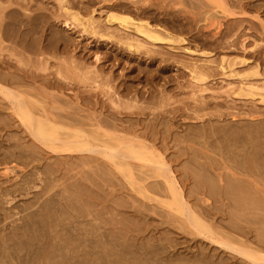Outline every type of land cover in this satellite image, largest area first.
<instances>
[{
    "label": "rangeland",
    "instance_id": "rangeland-1",
    "mask_svg": "<svg viewBox=\"0 0 264 264\" xmlns=\"http://www.w3.org/2000/svg\"><path fill=\"white\" fill-rule=\"evenodd\" d=\"M234 1L238 2V0L237 1L234 0ZM244 1L245 0H243V2ZM248 1H250V0H248ZM255 1L257 2V4H253V5H256L257 8L254 6H252V7L247 6L248 7L247 10L252 15H254L255 13L261 12L262 13V14L260 13L262 15L261 18L264 20V13H263L264 12V3L262 4V2H264V0H261V1H259V0L252 1L251 0V3L252 2L254 3ZM0 2L2 5V6H0L2 8V12H0L1 13L0 14L1 19H4V20L6 19V22L4 21L5 23H2L3 21H1V25L3 24L2 25L3 30H1V28H0V32L1 31L3 32L4 30H5L4 33L7 32L5 34L6 35L5 38H3L4 37L3 34H2L3 37L0 34V63H2V65L1 64L0 65L2 66L1 69H3V70L0 69V80H1L0 84L5 83V85L10 84L9 86H15V87H17L19 85L20 88H24V89H27V86L30 85V86H28L27 90L28 91L31 90L30 93L34 94L32 96L35 99H38L37 95H39L40 100L38 99V101L43 103L46 109L48 108L47 111H48L49 115H52V117L58 116L59 119L61 120L60 123H62V125L64 124V126L66 125V127L69 130L90 129L89 128V127H91V126H89L90 121L92 123L90 125H93L94 119L96 118V120H97V118H99V116H100V119L104 117L103 118L104 120H106V121L111 120L110 121L111 123L118 125V126H116L117 128H114L110 123L105 121L106 124H104L103 127L105 129H107L110 133H116L117 132L118 134L130 136V135L134 134V132L135 133L138 132L137 134L141 139L151 143L161 153H163L165 155V157L169 163V169H171V171L174 173V176L176 177L175 179L176 180L178 179L177 182L179 181L178 184L180 186V189H182L183 195H185V193L186 194L189 193L188 196L185 195L184 197L190 206L194 205L196 207V210L198 207V209H201V211L202 210L210 211L212 205H213L212 208H214L215 211L217 209V212H216L217 214L212 209V211L210 212L211 213L210 218H209L210 220H207V222H209L210 224H213V226L217 227L218 230H222L227 234L233 235V236L237 237L239 240L242 239V240L246 241V243H248V245H253L254 247L255 246L260 247L261 245H264L261 242H260L261 243L260 244L258 242V240H256L257 239L256 237H258L257 235L260 232L259 230H257L258 225L260 227L261 226L264 227V222L262 224L261 222H258L259 220L257 221V219L259 218V216L256 215L257 210H255V209L250 210L251 209L250 205H249L250 209L248 210L249 212L246 209H245V211L242 210L244 215H246L245 218L243 215L244 219L248 218L247 216H249V217L251 216L250 218L256 217V218H254L255 219V221H254L255 226H254V222H252L250 218L246 219V221H244L245 224L243 223V218L241 219V221H242L241 223L238 222V220H235L236 217L235 216H234L235 218L233 217V214L231 216V213H229V215L231 217L228 216V213L225 214V211L230 212L229 210H231L232 213L236 211V207L234 208L230 205V202H233V201L231 200L229 202L228 199H226V198L223 199L224 197H222L221 195H219L220 197L215 195L214 199L215 200L217 199L218 201L212 202V200L215 201L213 199V197L209 196V198H208V195L205 196V194L203 193L205 191L204 184H202L203 186L198 185L199 187L198 186L195 187L198 183H197V181H195L196 177L193 176L194 175L193 170H196V171L198 170V173L201 171H202L201 172L202 174H203V172L205 173V171L200 170V168L198 167V166L202 165V164L199 165V161H201L200 163H203V164L206 163L208 165V163L211 160L210 158H212V157H210V155L213 152H211V151L206 152V150L202 151V149H204V148H202V146L199 145V143H198V145H196L198 141L196 142V144H195V142H193L194 140L196 141V139H197V137H193V136H195V134L193 132L194 130L197 131V130L205 129V128L209 127V124L208 123L204 124L205 123L204 121L210 122V123L213 121V122H216V126L223 127L224 126L223 124H225L226 121H227L226 124H231L230 120L232 118H233V120H231V122L232 121L235 122L236 119H239V122L241 121L243 123L244 119L245 120H252L254 117L253 120H255V119H257L256 118L257 116H259V117L264 116V104H261V103L256 102V101L255 102L246 101V99L244 100V99H239L238 97L236 98L235 95L229 96L227 92L224 93V91L228 85V82H230L232 79H233V81H235L237 78L234 79V77L233 78L229 77L228 76L229 70L227 69V72H225L226 70L225 69L221 70L222 66H220L221 58H224L227 56V58L238 57L237 61H239L241 59V57H246V58H248L247 63L255 62L251 65L259 63L261 68H262V66L264 67V60H263L264 59V57H263L264 56V53H263L264 52V36H263L264 35V29H263L264 26L262 25L260 20L254 18L253 16L247 15V17L246 16L245 17L250 18V21L246 20V18H245L244 21H242V23L237 22L238 25L236 23H229L230 25L231 24L235 25L234 27L236 29L232 25L231 26L229 25L230 28L227 30V28H228L227 19L228 18L220 11V8L212 0H203L202 2H201V0H198V1L193 0V2L195 4H198V6L196 5L195 8H192L191 4H193V3H191V0H186V4H184V5L175 4L177 2V0H149L147 2L144 0H65V5L67 7H69L71 3H73V5L75 4L74 6L71 4L72 7L70 6L69 9L72 12L78 13L81 17L87 18V17L93 16L95 19L101 18L100 19L101 23L99 20H98V22L100 25L103 24V25H101L103 30L101 29V27L99 28V30H101L102 33H111V32L114 33L115 32V30H113V29H116L115 28L116 23H115V26L113 25L114 26L113 27L112 23H108L107 19H106L107 15L109 13L115 12V13H119V14L130 15V16L134 17L135 19L148 20L153 25L162 27L163 29H165L166 32L171 33L175 37H178V38L183 37L184 39H186L185 41H183L185 43H183V42H181V43L170 42L169 43V41L168 42H160V43L158 42L155 44L151 43V46L154 47V49L152 47H150L151 51L149 53H147L146 50H142V49L138 52H132V51H128L126 47L124 48L125 45L123 43L121 45H119L120 42H116L118 40H112V38L110 39L106 36L103 37V36L93 35V34H89V33H88L89 35L86 34L87 32L82 31L81 26L77 25L73 21V19L67 14V12L63 10L62 4L60 5V3H61L60 0H0ZM245 2H247V1H245ZM199 4H201V6ZM258 4H260L261 6L258 7L257 6ZM176 5H177V7H175ZM178 5H180V6H178ZM205 5H208V6H205ZM60 6H61V8H60ZM3 11L5 14L11 13L9 15H11L12 20H10L11 17H9V15L7 16L9 18H5L6 15L3 17V15H4ZM59 11L61 14L59 13ZM216 16H218V17H216ZM17 17H18V19H16ZM32 18L34 21L33 22L34 25L30 24V23H32L30 21ZM35 18H37V19H35ZM211 19H212V21H210ZM213 19L214 20L219 19L220 22L222 20V26H223V28L221 26L222 30L218 29V27H214L215 23H214ZM8 20L11 21V22H9L10 24L7 22ZM13 20H14V23H13ZM21 20H23V21H21ZM15 21H17V22H15ZM19 21H21V22H19ZM102 21H104V23H106L105 26H104V23ZM211 22L214 24H212ZM11 23H13V24H11ZM68 23L70 24V26H68L69 25ZM224 23H227V24H225V25H227V28L225 27ZM4 25H6V26L4 27ZM7 25H8V27H7ZM108 26H110V27H108ZM6 27H7V29H6ZM108 28L109 29L111 28L113 31H111V30L109 31ZM234 29H235V32H234ZM241 29H244L246 31V33H244L243 30H241ZM215 30H217L218 32L216 33ZM220 30L221 31L226 30L228 32L223 31V33L226 32V34H223V33L220 34L219 33ZM240 30H241V32H240ZM255 30H257L259 33L256 32ZM233 32L234 33L239 32L240 34L237 33V35L235 36ZM8 33H9V35H8ZM218 33L221 35V37L223 35L224 36L221 38ZM253 33H255L256 36ZM122 34H125V32ZM214 34L219 36L221 40L218 39L219 37L215 36ZM248 34H249V37H251V38L247 37ZM257 35H259V36L257 37ZM238 36H239V38H237ZM244 36H245V38L246 37L247 38L245 39ZM225 37H227V38H225ZM232 37H235V38H232ZM240 37H241L242 41H239ZM252 37H254V38H252ZM259 37H261V38H259ZM255 38H256L258 45H259V46L257 45L255 47L256 50L253 49V47L251 45L252 41L255 40ZM217 39L220 41H218ZM232 39H234V40L237 39V40L234 41ZM231 40L234 42L238 41L237 44L239 42L243 43V40H244L246 43H248V45L245 43V46H246V48H245V46H243L242 43L241 44L239 43L238 45L235 44L237 47L236 48V47H233L235 45H232V46L230 45ZM222 43L223 44L225 43L227 45L224 44L225 46H223ZM46 44H49V46L48 45L46 46ZM260 44H262V45H260ZM57 45H59V46L57 47ZM66 45L68 48H71V50L66 48L67 50L63 51L65 49ZM148 45L150 46V44H148ZM228 45L230 46V48H232V47L233 48L230 49L228 47ZM39 46H41V47H39ZM173 46H174V48H173ZM33 47H35V48L37 47L36 49L38 51L39 50L40 51L39 52L36 50L34 51L35 48H33ZM52 47L54 48V50ZM239 47H241V48L244 47V49H241ZM41 48H43V49H41ZM46 48L47 49L51 48L52 51H54V52H52L51 50L49 51V49L47 50ZM187 48H189L191 50H189ZM152 49L154 51L155 50L156 51L154 52ZM238 49L239 50L241 49V51H239ZM68 50H70V51H68ZM247 51H249V53H252V54L256 51L257 52L262 51V53H261V55H258V57L255 56L256 57V59H255V57L252 54H249ZM241 53H243V54H241ZM42 54H43V56H42ZM9 58H11V59H9ZM61 58H62L61 62H63V64L62 63L59 64ZM96 58H98V59H96ZM80 59H81V61H80ZM209 59L211 60V62H209L210 61ZM77 60H78V62H75ZM207 60H209V61H207ZM252 60H254V61H252ZM4 61L7 63H5ZM56 61L58 62V64L56 63ZM79 61H80V63L81 62H84V63L79 64ZM194 62H196V63L198 62L197 64L201 63V65H202V63L205 62L204 64L207 63L206 64V65H208L207 67L211 68V66H212V73H211L212 75L207 80V82L209 84L206 82L208 85H210V86H208L206 84V86L209 89L201 91L202 93L201 92L199 93L200 83L196 82L192 78V75H191L192 73L189 69L190 68L189 65H191ZM76 63H77V65H76ZM217 63H219V64H217ZM250 63L248 65H250ZM21 64L24 65L25 67L20 66ZM85 64H87V66L88 65L89 66L87 67V66H85ZM90 64L92 66H90ZM3 65H5V66H3ZM80 65H81V67H80ZM98 65L100 66V69H99ZM82 66H84V68ZM243 66L244 65H242V64H237L235 66V68L238 70H241L240 68L241 67L243 68ZM4 67H7V68H4ZM21 68H22V70H21ZM104 69L105 70L107 69L106 72H104L105 71ZM26 70L29 72H27ZM99 70L101 71V73L103 75H101ZM262 70L264 71L263 68H262ZM17 71H18V73H17ZM11 74L14 75V77ZM15 74H18V75H15ZM97 74H98V76H97ZM7 75H8V78H6ZM95 75H96V78H95ZM15 76H18V77L20 76L19 78L21 80H24V81L22 82L18 77H15ZM24 76H26V77H24ZM109 76L112 77V79L109 78ZM2 77H5V79ZM11 77H12V81L11 80L8 81L9 78L11 79ZM61 77H63V78H61ZM103 77H104V79H103ZM14 79L15 80L18 79L21 82H18V80L15 82ZM34 79H38V80H34ZM52 79L53 80L55 79L54 81H56V80H58V81L53 83ZM110 79L112 81H110ZM47 80H51L52 82L48 81V83L46 84L45 82ZM41 81H43V82H41ZM9 82H11V83H9ZM49 82H50V84H49ZM35 84H37L38 86ZM52 84H55L56 86L52 85ZM62 84H63V87L65 85V87L66 88L68 87V89L60 87V86H62ZM25 85H27V86H25ZM106 85H108V86L106 87ZM109 85L112 86L110 88V92L112 91L111 92L112 95L110 92H109L110 93L109 95L107 94L108 90H109V88H108ZM114 85H116V86H114ZM56 87H58V88H56ZM194 88H196V89H194ZM48 90H49V92H47ZM106 90H107V92H105ZM52 91L55 93L54 97H52L53 95L51 96L50 92H52ZM53 92H52V94H54ZM113 92H114V94H113ZM128 92H129V94H128ZM41 93H42V95H41ZM77 93H78V95H77ZM115 93H118L119 95L118 94L117 95L119 97L116 96ZM35 94H37V95H35ZM45 94H47V95L45 96ZM0 96H1L0 97V120H1L2 124H3V121L5 120L7 122H4V123H7V124L9 123L8 126L10 125V127H8L7 124H3V125L0 124V127L2 126L0 134H2L3 136H6L5 138H7V137L8 138H11V137L15 138L16 137L15 140H13L11 138V141L12 142L17 141V143L24 144L27 147H29L30 145L32 146V144H33V146H32L33 150H36V151L42 150V152L37 151V153H39V156L41 155L42 157L38 156V158L40 160L38 162L37 161H35V162L37 165H40L42 167V169L45 168V170H48V168L50 166V169H52V170L49 169L48 171H50V173H51L52 181L54 179V182L56 184L54 182L53 183L55 185H57L59 183V185H60V186L57 185L55 187L56 189L63 190L62 186L65 189L68 185H69V187L70 186L72 187V184H73L72 183V180H73L72 177H74V179H76L74 181L75 186L81 188V186L85 185V187L84 186L82 187V188H85V190L79 188L80 190L83 191L84 195H83V193L81 194L82 191H79V193H77V191H75L73 193L82 195V197L80 195H79V197H77L75 203L77 204V201H78L77 205L79 207L82 206L81 210L84 208L82 210V212L85 211L83 213H87L86 216H87V218L89 217L88 219H91V221H89L87 218H85L86 219L85 220L84 217H80L79 219L80 220L82 219L81 221L85 220V221H83L84 222L83 224H85L86 226L83 225L82 227H84V229L87 232L90 230L89 232L91 235H89L88 238L92 239L93 237H95V238H93L94 240L93 239L92 240H93V242L97 241L95 243L92 242L93 245H96V246L94 248L95 252L93 249L94 254H92L91 255L92 257H90V258L97 257V254L103 255V252L101 253V250H100L101 244L98 243L99 238H100L99 236L102 235V233L99 234L100 232L107 231L108 234L105 232L106 238L110 235H111L110 236L111 238L112 237L116 238L117 237L116 234H119V232L122 233L123 231H125L126 233L123 232L126 234L125 238H122V236L124 237V235L122 233V234H119V237H121L122 239L121 238L119 239V237H118V239L117 238L111 239L110 237L109 238L111 240L109 238L107 239L108 242H106L105 247H104L105 254L107 255V264H150L151 262L155 263L156 261H157L156 264H158L160 261H161L160 264H163V263H165V264H232V261H233V264L234 263L235 264H244L245 263V259H243L240 255H237L236 253H235L236 257H235V255L230 256L231 254H234V252L232 253V252L225 249L224 252L226 254L225 253L223 254L224 248L222 247V245H220V244L218 245V243L216 241L211 242L210 239H208V238L205 239L206 237H202V235L199 236V235L193 234V232L190 231L191 229L186 227L182 223L181 216H178V215H176L177 213L175 214L174 212L170 211V209H168V207L161 205V203H159V202H156V201L154 202V200L152 202V200L145 198L144 195H141V194L138 195L139 193L134 192V189L129 182V180L131 178L127 179L125 176H123L122 172H120L117 168H115L114 165L112 163H110V161L108 162V160H106V158L104 159V157L102 155H98L97 157L96 156L94 157L93 154H95V153H92V156H91L89 154V152H85V154H84V152H82L83 154L80 152L81 153L80 155L77 154L79 152L70 153V154L69 153L67 154L64 152H58L57 153V152H53L50 149H47L45 147H42V148L38 147V148L34 149V146L36 145V143L33 142L32 138H30L29 132L28 133L26 132L28 130L25 131L23 129L25 127H22V125L19 123V121L17 122V121H15V119L13 120V116H11V114H10V109H9L10 104H9L8 100H6L4 97H2L3 95L0 94ZM56 96L59 97V98H57L58 100H60V98L62 97L60 102L58 100H56V98H55ZM108 96L110 97V99ZM76 97H79L80 99L77 98L78 99L77 100ZM112 97H113V99H111ZM66 98H67V100H65ZM43 99H46V100H43ZM94 99H96V100H94ZM114 99L117 100L118 102H120V99L122 102H126V101L130 100V102L135 104L136 108H133L134 107L133 106L131 108H125L126 110L125 109L123 110V108L115 109V106L113 105V107L115 109L114 110V109H112L113 108L112 107V104H113L112 101ZM68 100H69V102H68ZM70 100L72 102H70ZM81 100H82V102H81ZM88 100H90V101H88ZM55 101H57V102H55ZM61 101L63 103H61ZM64 101H67L68 103L66 102L64 104ZM93 101L94 102L97 101L95 103L96 105H94ZM52 102H53V104H52ZM58 103H61V104H58ZM73 103H75V104H73ZM252 103H254V104H252ZM56 104L58 105V107H57L58 109L56 108V109L50 110L52 107L55 108L57 106ZM66 104L68 105V107L69 106L70 107L71 106L76 107L75 110H74V108H71V110H70V107L68 108L66 106ZM106 104H107V106H106ZM102 105H103V107H101ZM202 105H204V106H202ZM62 106H64V108ZM79 106H82L83 112L80 110L81 107H79ZM199 106L201 107L200 109H198ZM49 107H50V109H49ZM59 108L60 109L62 108V109L59 111ZM66 108L69 110L67 111ZM94 108H96V109H94ZM105 108H106V110H105ZM84 109H87V111ZM89 110L91 112H89ZM112 110H114L115 112L113 111V113H112ZM134 110H136V111H134ZM248 110H249V112L251 111L252 112L251 114L254 116L249 117V118L241 116V115H245V113L248 112ZM53 111L56 113L61 112L63 114H59L61 116H59L58 113H57V115H55L56 113L54 114ZM66 111H67V113L65 114ZM123 111H125V112L123 113ZM193 111L196 114L207 112L208 113L207 116L210 115L211 119L212 118L213 119L211 121V119H209L210 117L207 118V116H205V120L204 119L202 120L204 122L203 123L200 119L196 120V115H195V113H193ZM79 112H81V113H79ZM86 112H88V113H86ZM172 112H174V113H172ZM237 112H238V114H237ZM239 112H240V114H239ZM94 113H95V115L96 114H98V115H96V117H95ZM108 113H110V114H108ZM118 113H120V114H118ZM229 113H235L234 117H233V115H230ZM67 114H72L73 116H74V114H76L77 116H81V115L82 116L79 117V119H76L77 116L75 115L74 116L75 119H74V118H72V116L70 118V116H68ZM116 114L119 115V117H117ZM85 116H86V119H85ZM115 117L117 120L115 119ZM219 117L222 120L219 119ZM224 117H225V119L223 120ZM54 118H56V117H54ZM240 118H241V120H240ZM242 118H244V119H242ZM217 119H219V121ZM67 120L70 123L71 122L72 123L70 124ZM75 120H77V121H75ZM78 120H80V122ZM85 120L88 121V122H86V124H84ZM138 120H139V122H138ZM222 121H223V123H222ZM237 121L238 120H236V122ZM117 122L120 124H118ZM201 122H202V124H201ZM218 122L222 123V124L217 125ZM241 122L240 123L237 122V124H242ZM131 123L133 125H131ZM194 123H197V124L195 125ZM122 124H125V126H127V128H129V130ZM191 124L192 125L194 124L195 128H193L194 126H191ZM198 124L199 125L201 124L199 126V128L196 127ZM109 125H111L112 127H109ZM120 125H122V126H120ZM128 125L132 126V131L130 130L131 127H129ZM150 125L152 126V128L150 127ZM204 125H206V127H204ZM119 126L123 130L119 129L120 128ZM189 126H191L190 127L191 129H189ZM136 129H138L139 131ZM167 129H169V130H167ZM4 130H7L8 132L4 131ZM144 130H147V131L144 132ZM3 131H4V133H3ZM23 131H25V132H23ZM140 131L143 133H141ZM119 132H121V133H119ZM7 133L10 134L11 136L8 135ZM12 135H14V136H12ZM187 135H188V137H185ZM189 136H191V137H193V139L194 138L195 139L193 141H190ZM203 138L205 139V137H202V139H200V140H204ZM20 139H21V141H20ZM23 139L25 141H23ZM31 141H32V143H31ZM31 146L29 148H31ZM190 146H192V147H190ZM35 147H37V146H35ZM200 147H201V149H200ZM195 148H197V149L195 150ZM43 149L46 152H44ZM199 149H200V151H199ZM197 152H199V153H197ZM201 152H203V153L201 154ZM63 153L67 154V155H64ZM207 153L209 156L205 155ZM73 155L76 157H74ZM77 155H79V157ZM81 155L83 156V158ZM85 155H88L86 157H89V159H91L92 161L89 159L87 160V158L84 157ZM193 155H195V156H193ZM198 155H199V159H201V160L198 159V157H197ZM202 155H203V157H202ZM213 155H214V153L211 156H213ZM34 156H36V155H34ZM68 156H70V157H68ZM100 157H101V159H100ZM204 157H205V159H203ZM84 158H86L87 162H89L88 164H85L87 162H84L82 160ZM92 158L93 159L95 158V159L93 160ZM192 158H194V161ZM206 158H209V161ZM195 159L199 160L198 165L196 162L197 160H195ZM82 161L84 163H82ZM191 161L194 162V164ZM43 162H45L44 163L45 166H44ZM97 162L100 163L99 166L97 165L98 164ZM136 162H137V164H141L140 160H137ZM195 162H196V165H195ZM94 164L97 167H95V166L93 167ZM101 164L103 165V168H101V166H102ZM105 164L106 165L109 164V165L106 166ZM13 165L16 166L17 172L25 167L23 164H17V165L13 164ZM19 165H20V167H19ZM194 165L196 167H193ZM216 165H218V164H216ZM51 166H52V168H51ZM98 167H100V168H98ZM145 168H147V167L141 168V167L137 166V168H132L133 173H131L130 171L127 172V175H129V176L133 175L132 178H134L133 182H134L135 186L138 183V185H140V186L146 185V188H147L149 186V184L156 183L155 180L161 181V182L157 181V183H159L158 186L160 185V183H161V185L163 184L162 186L160 185L161 187L165 186L163 181L160 178L152 177V176L149 177L148 175H151V173L147 172V174H146V171H149V170H147ZM27 169H29V168L27 167ZM53 169H55L56 171L54 172ZM208 169H211V170H206V172L211 171V173H212V171H214L213 173L216 174V176L219 175L220 173H222V172H219L220 169L221 170L224 169V170L231 173V170L228 168H226V169L225 168H218V169L217 168H208ZM212 169H214V170H212ZM215 171H217L219 173H216ZM228 172H226V174ZM68 173L70 174L69 178H68V176H66V175H68ZM195 173H197V172H195ZM59 174L63 175V177H62L63 179L62 178L60 179L61 176ZM73 174H75V175H73ZM191 174H193V175H191ZM214 174H211V175L215 176ZM223 174H224V171H223ZM12 175H13V177H16L15 176L16 174L13 173ZM56 176H58V177L60 176L59 178L57 177L60 181L57 180ZM64 176H65V178H64ZM192 176H193V179L195 178L194 181H193V179H190V177H192ZM256 176L257 175H255V176L251 175L250 178H248L250 181V182H248L249 185L251 184V182H253L254 184L253 185L251 184V187H254V186L256 187V185H259L258 188L260 187V189L264 190L263 189L264 186H262V182L264 183V179L260 176L259 180H258L257 179L258 176L257 177ZM251 177H253V178H251ZM67 178H68L67 181L71 180L68 182L69 184L67 182H65L66 181L65 179H67ZM91 178H93V179H91ZM250 179L251 180L254 179V180L251 181ZM261 179H262V181H261ZM257 180L261 183V185L259 184V182H257ZM76 181H77V183H76ZM78 181H80L79 184H78ZM152 181H154V182H152ZM61 182L63 184L65 182V184H64L65 186L61 185L60 184ZM82 183H83V185H82ZM93 183H94V185H92ZM95 183H97V184H95ZM147 183H149V184H147ZM192 183H194V184H192ZM223 183L224 182H222L221 184H223ZM74 184H73V186H74ZM95 185H97V186H95ZM191 185L193 187L190 188L189 186H191ZM58 186L60 188H58ZM98 186H101V187L98 188ZM102 186L105 189L102 188ZM161 187H159L158 192L155 190V192L157 194H161V193L165 194L164 189L162 190ZM88 188H90V189H88ZM101 188L104 190V192L106 194L101 193V191H102ZM187 188L191 189L192 192H190V190H188ZM193 188H195V189L197 188L198 190L197 189L193 190ZM258 188L256 187V189H258ZM100 189H101V191H100ZM132 189H133V191H132ZM186 189H187V191H186ZM201 189H202V191H201ZM252 189L256 190L255 188H252ZM260 189H258L257 191H261ZM89 190L94 191V193H95V194L93 193L94 196H92V193H91V196L86 195V194L91 192V191L89 192ZM184 191H186V192H184ZM96 192L98 194V197L100 196L101 198L99 197V199H97L98 197H96V195H97ZM194 192H195V194H193ZM197 193H198V197L202 193L201 196L204 195V197H202V198H205V199L207 198V202H208V199H210L208 204H207L206 200L202 199L201 197H199L200 199L197 200L195 198L196 196H194V195H197ZM263 193L264 192L261 191V195H264ZM65 194L66 193L64 192V195ZM66 195H68V193ZM88 195H90V194H88ZM162 195L163 194L158 195L157 197L159 199H162V197L166 198L165 195H163V196ZM83 196H85V198H87L86 200L88 202L83 198ZM189 197L190 198L194 197L195 199L194 198L190 199ZM210 197L212 198V200ZM89 198H91V200H94V201H90ZM220 199H221V201H220ZM79 200H81V201H79ZM84 201H86V202H84ZM79 202H80L81 206L79 205ZM82 202L84 204L85 203H89V204L91 203L90 205L88 204L90 208L83 204L84 206H86V207H84L81 204ZM93 202L96 205H92ZM210 202H212V203H210ZM219 202H220V205L218 204ZM221 202H223V204ZM65 203H66V201H65ZM97 203L99 204L98 206H97ZM143 203H147V205H149L148 203H151V204L157 203L158 206L155 204H152L153 206L152 205L150 206V207H152V210H151V208H148L150 210H148V209L146 210V208L149 206H147L146 204L143 205ZM215 203H217L218 205H215ZM203 204L205 207L203 206ZM227 204H229V206ZM231 204H234V203H231ZM127 205H130L131 207L127 206ZM142 205L143 206L146 205L147 207H143ZM91 206H93L92 207L94 209L93 211L91 210L92 209ZM103 206H104V209H103ZM137 206H139V207H137ZM221 206H224V208L222 207L223 210H222ZM233 206H235V204ZM195 207H194V209H195ZM203 208H205V209H203ZM218 208H219V210L221 209L222 211L221 210L219 211ZM226 208L228 211L226 210ZM228 208H230V209H228ZM86 209L88 211H86ZM89 209L91 210L92 214H90ZM95 209L97 210V213L99 214V216L97 215ZM100 209H101V211L105 210L106 212L108 211V213L110 212V214L107 215V218H109V217H110L109 219L113 218L114 221H115V219L116 220L118 219V221L120 219L119 225L117 224L118 221H116L117 223H115L113 221V219H111V221H110V222L113 221V223L110 224V222H108L109 220L107 221V219L105 217H103V215H106V212L101 213ZM136 209H137V211H136ZM132 210H134V211H132ZM114 211L116 214H114ZM158 211L161 212L162 214L159 213ZM198 211H200V210H198ZM93 212H95L94 216H96V219L93 216ZM123 212L127 213V214H124ZM165 212L166 213L168 212V213L165 214ZM246 212H248L249 215H248V213L245 214ZM119 213H121V214H119ZM156 213H158V214H156ZM260 213H262V212L260 211ZM260 213H259V215L263 214V213L262 214H260ZM149 214L152 215L153 217L150 216ZM168 214H170V215H168ZM250 214H252L253 217ZM123 215L125 216L124 218H123ZM160 215H163L164 217H167V218H164ZM214 215H215V218H214ZM216 215H217V217H216ZM223 215H225V216H223ZM83 216H85V214ZM100 216H101V218H99ZM126 217L129 220H131L130 222H128V225H127L128 220ZM129 217H131L132 219ZM141 217H144V218L141 219ZM218 217H220V218L222 217L221 219H224L226 224L224 222H221V221L219 222L220 218H218ZM229 217L232 219L233 222L237 221V223H240V225L242 224L241 228L242 227L243 228L241 229L239 226L236 229V231H234L235 229H233L234 228L233 224H231L232 225V228H231L232 230H231L229 227L230 223H227V220ZM154 218H156V219H154ZM121 219L123 221L126 220V222L124 221V223H122L123 221L121 222ZM260 219H262V218H260ZM88 221H89V223H88ZM104 221H105V225H104ZM239 221H240V219H239ZM248 221H249V223H248ZM85 222H87V224ZM94 222L97 223V226H96V223L94 224ZM106 222H108V223H106ZM135 222L139 223V225H137ZM229 222H231V220H229ZM92 223L95 225V226L93 225L94 227L92 226ZM250 223H252L253 225ZM256 223H259V224H256ZM100 224L101 225L103 224V226H101ZM130 224H131V226L132 225L135 226L136 230L134 229L133 226L131 227ZM247 224L249 226L251 225V226L255 227V229L258 231V233L256 232L255 229H253V227H251V226L249 227ZM88 225H91V226H88ZM107 225H109V226H107ZM244 225L248 226V227H245ZM85 227L86 228L88 227V228L86 229ZM90 227H92V228H90ZM139 227H141V228H139ZM93 228H95L96 232H94L95 230ZM103 228H104V230H103ZM114 228H117L116 230L117 231L119 230V231L117 232L116 230H113ZM119 228H121V229H119ZM181 228H182V231H181ZM239 228L241 229V231ZM238 229H239V231H238ZM243 229L246 231V233L244 232ZM110 230H111V232H110ZM121 230H123V231L121 232ZM114 231H115V235H112V234H114L113 233ZM150 231L152 232L153 235L151 233H150V235H148ZM170 231H172V232L170 233ZM237 231L238 232H244V233H238ZM253 231L255 233V236H254ZM93 232L96 233L97 235L93 234ZM127 232H129V234ZM174 232L175 233L177 232L176 235H174ZM142 233H143V235H142ZM247 233H249V234H247ZM159 234L161 237L159 236ZM164 234H166V235L170 234V235H167V237H171V240L174 239L171 241V243H174V244L170 245L171 244L169 241L170 239L168 240L166 235L164 238H167V240L164 239L163 238ZM146 235L149 237H151V235H152V237L148 238ZM132 236H133V238H132ZM251 236H252V238L255 237V239H252ZM175 237H177V238H175ZM130 238L132 240H130ZM144 238H146V239H144ZM160 238L162 239V241L159 240ZM148 239H153V241L149 240V242L151 241L149 244ZM193 240H194V242L195 241L196 242L193 243ZM115 241H117V242H115ZM164 241H167V242H164ZM99 242H101V241H99ZM109 242H110V244H109ZM139 242H140V245H139ZM152 242H154V243H152ZM146 243L149 244V246H148L149 248L145 246ZM93 245L91 244V246H93ZM168 245H170V246H168ZM108 246H110V247H108ZM154 246L157 248L159 247L160 250H162V249L163 250L158 251V249L156 248L157 251H155ZM176 246L179 248V250ZM172 247H173V249L175 248L173 250L174 252L172 251ZM87 248L88 247H86L85 249H87ZM118 248H121V249H118ZM165 248L168 249L169 251L171 250V252H169L168 250H165ZM182 248H184V249H182ZM193 248L195 250L192 251ZM203 248H207V249H206V251H205V249L202 250L203 253H201L202 252L201 249H203ZM88 249L92 252L91 248H88ZM147 250H148V252H147ZM189 251H190V253H189ZM82 252L83 251L79 252L80 258H77L78 260L83 258ZM157 252H158V255H157ZM163 252H164V254H163ZM95 253H96V256H95ZM122 253H123L124 257L122 256V258H121L120 255H122ZM154 253H156V254H154ZM219 253L223 254V255L221 256ZM149 254H151L150 257L152 259L149 257ZM86 255H87V253L84 252L85 258H86ZM109 255L112 257H110ZM126 255H128V256L125 257ZM129 255H130V258L132 256V258H134V259L129 258L130 259L129 260L128 259ZM219 255H220V258H219ZM140 256H142V257H140ZM223 256L227 257V258H224ZM145 257H147L149 259H147V261H146ZM109 258H110V260H109ZM124 258H126V259H124ZM140 258H141V260H140ZM155 258H156V260L153 261ZM150 259L152 260L151 262L149 261ZM222 259H224V261ZM226 259H228V260H226ZM235 260H236V262H235ZM148 261H149V263H148ZM103 262L104 261H102L101 263H103ZM227 262H229V263H227ZM245 264H253V263L246 262Z\"/></svg>",
    "mask_w": 264,
    "mask_h": 264
},
{
    "label": "bare ground",
    "instance_id": "bare-ground-1",
    "mask_svg": "<svg viewBox=\"0 0 264 264\" xmlns=\"http://www.w3.org/2000/svg\"><path fill=\"white\" fill-rule=\"evenodd\" d=\"M144 1H149V0H144ZM198 1V0H197ZM203 0H201L202 2ZM214 1L217 6L220 8V11L228 18L227 19V22H228V28H227V23H224L225 27L227 28V30L230 28L229 27V23H236L237 22H241L244 21V19L247 17V15L249 16H253L254 18L260 20V22L262 23V25L264 26V20L261 18L262 17V13L259 12V13H255L254 15L250 14L247 10V6H254L256 7V5H253V4H257V2L255 3H251V0L248 1V0H245L247 2H243V0H238V2H235L234 0H212ZM237 1V0H236ZM254 1V0H252ZM261 1V0H259ZM60 5L62 4V8L64 11L67 12V14L73 19V21L77 24V25H80L81 28H82V31L84 32H87L86 34H93V35H99V36H106L108 38H112V40H118L116 42H120L119 45H121L122 43L125 45L124 48L126 47L128 51H132V52H138L140 51L141 49L142 50H146L147 53H149L151 51L150 47L151 46V43L155 44V43H160V42H177V43H181L183 41H185L186 39H184L183 37H175L174 35H172L171 33L169 32H166L165 29H163L162 27H159V26H156V25H153L152 23H150L148 20H143V19H135L134 17L130 16V15H127V14H119V13H109L107 15V22L108 23H112V26L114 25L115 26V23H116V29H112L115 30V32H111V33H102L101 30H99V28L101 27V25L103 24H99L98 20L100 21L101 18L99 19H95L93 16H90V17H81L78 13L76 12H72L69 7L71 6V4L73 5V3L70 4L69 7H67L65 5V0H60ZM196 2V1H195ZM70 3V2H69ZM191 4L192 5V8H195L196 5L198 6V4H195L193 2V0H191ZM198 3V2H197ZM259 3V2H258ZM264 2H262L263 4ZM174 4V3H173ZM175 4H186V0H177V2ZM205 4V3H204ZM252 4V5H251ZM261 4V3H260ZM260 4H258L257 6H261ZM66 7H65V6ZM68 5V4H67ZM75 5V4H74ZM73 5V6H74ZM171 5V4H170ZM201 6V4H199ZM0 6L1 5V2H0ZM172 6V5H171ZM180 6V5H178ZM205 6H208V5H205ZM72 7V6H71ZM174 7V6H173ZM177 7V5L175 6ZM203 7V6H202ZM61 8V6H60ZM165 8V7H164ZM204 8V7H203ZM257 8V7H256ZM163 9V8H162ZM166 9V8H165ZM205 9V8H204ZM254 10V9H253ZM259 10V9H258ZM208 11V10H207ZM255 11V10H254ZM0 12H2V8L0 7ZM4 13V11H3ZM60 13V11H59ZM205 13V12H204ZM261 13V14H260ZM264 13V12H263ZM1 14V13H0ZM11 13H8V14H5L3 15V17L6 15L5 18H9L11 17V15H9ZM61 14V13H60ZM206 14V13H205ZM9 15V17H7ZM13 15V14H12ZM63 15V14H62ZM94 15V14H93ZM14 16V15H13ZM213 16V15H212ZM215 16V15H214ZM219 16V15H218ZM216 16V17H218ZM223 16V15H222ZM221 16V17H222ZM246 16V17H245ZM15 18V17H14ZM13 18V19H14ZM62 18V17H61ZM211 18V17H210ZM223 18V17H222ZM225 18V17H224ZM18 19V17L16 18ZM37 19V18H35ZM34 19V20H35ZM12 20V17L11 19ZM10 20H8L7 22H11ZM214 20V19H213ZM216 20V19H215ZM214 20V23H215V26L214 27H218V29H221V26H222V20L221 22L218 20L215 21ZM225 20V19H224ZM246 20L250 21V18H246ZM1 21H3L2 23H5L6 22V19H1V16H0V28L1 30H3L2 28V25H1ZM5 21V22H4ZM23 21V20H21ZM19 21V22H21ZM32 23L30 24H33V18L30 20ZM212 21V19L210 20ZM230 21V22H229ZM232 21V22H231ZM17 22V21H15ZM68 22V21H67ZM70 22V21H69ZM104 23V21H102ZM226 22V21H225ZM7 23V24H8ZM13 23H14V20H13ZM11 23V24H13ZM101 23V21H100ZM107 23V24H108ZM212 23V22H211ZM212 23V24H214ZM10 24V23H9ZM8 24V25H9ZM65 24V23H64ZM69 24V23H68ZM106 23H104V26H105ZM7 25V27H8ZM34 25V24H33ZM72 25V24H71ZM232 25V24H231ZM230 25V26H231ZM238 25V24H237ZM241 25V24H240ZM6 25H4L5 27ZM70 26V24L68 25ZM67 26V27H68ZM113 26V27H114ZM233 27L235 25H232ZM6 27V29H7ZM110 27V26H108ZM239 27V26H238ZM109 29V31H113L112 29ZM223 28V26H222ZM235 28V27H234ZM240 28V27H239ZM102 29V27H101ZM106 29V28H105ZM217 29V30H218ZM233 29V28H232ZM231 29V30H232ZM236 29V28H235ZM235 29H234V32H235ZM264 29V28H263ZM103 30V29H102ZM217 30L216 33L218 32ZM222 30V29H221ZM220 30V31H221ZM238 30V29H237ZM243 30L244 33H246V31L244 29H241ZM240 30V32H241ZM5 31V30H4ZM4 31L0 34L2 36L3 34V38L6 37V33H4ZM132 31V32H131ZM219 33H223V31H226V30H223ZM239 31V30H238ZM256 32H258L257 30H255ZM254 31V32H255ZM125 34H122L124 33ZM228 32V31H226ZM223 33V34H226ZM233 32V33H234ZM26 33V32H25ZM28 33V32H27ZM218 33V34H219ZM232 33V34H233ZM237 33L239 32H236L234 33V35L236 36ZM243 33V34H244ZM248 33V32H247ZM259 33V32H258ZM257 33V34H258ZM88 34V35H89ZM219 34V35H220ZM240 34V33H239ZM242 34V35H243ZM251 34V33H250ZM255 36L256 34L253 33ZM9 35V33H8ZM215 36H217L216 34H214ZM224 36V35H223ZM222 36V37H223ZM229 36V35H228ZM240 36V35H239ZM239 36L237 38H239ZM251 36V35H250ZM253 36V35H252ZM259 35H257L258 37ZM264 36V35H263ZM94 37V36H93ZM97 37V36H96ZM219 37V36H217ZM221 37V35H220ZM220 37L218 39H220ZM221 37V38H222ZM249 37V34L248 36ZM246 37V38H247ZM256 37V38H257ZM114 38V39H113ZM227 38V37H225ZM232 38H235V37H232ZM245 38V36H244ZM243 38V39H244ZM245 38V39H246ZM251 38V37H249ZM254 38V37H252ZM253 40L251 45L253 47V49H255V47L258 45V42L257 40ZM261 38V37H259ZM217 39V40H218ZM241 39V37H240ZM239 41H242V39ZM244 39V40H245ZM258 39V38H257ZM221 40V39H220ZM218 40V41H220ZM234 40V39H232ZM230 41V45H235L237 44V42H234V41ZM243 40V46H245V41ZM58 42V41H57ZM56 42V43H57ZM226 42V41H225ZM248 42V41H247ZM251 42V41H250ZM185 43V42H183ZM220 43V42H219ZM227 43V42H226ZM240 43V42H239ZM238 43V44H239ZM240 43V44H241ZM150 44V46L148 45ZM152 44V45H153ZM223 44V43H222ZM225 44V43H224ZM227 45V44H225ZM237 44V45H238ZM248 45V43H246ZM49 46V44H46V46ZM262 45V44H260ZM56 46V45H55ZM59 45H57L58 47ZM123 46V45H122ZM259 46V45H258ZM41 47V46H39ZM43 47V46H42ZM56 47V48H57ZM65 47V46H64ZM63 47V48H64ZM228 47L230 48V46L228 45ZM227 47V48H228ZM233 47H236L233 46ZM232 47V48H233ZM29 48V47H28ZM32 48V47H31ZM35 48V47H33ZM37 48V47H36ZM34 49V51H38L37 49ZM53 48V47H52ZM70 49L71 48H68L67 45L65 47V50L67 49ZM154 49V47H152ZM174 48V46H173ZM224 48V47H223ZM226 48V49H227ZM230 48V49H232ZM237 48V47H236ZM235 48V49H236ZM241 48V47H239ZM246 48V46H245ZM43 49V48H41ZM47 49V48H46ZM49 49V48H48ZM47 49V50H48ZM73 49V48H72ZM152 49V50H153ZM189 49V48H187ZM186 49V50H187ZM241 49H244V47H242ZM241 49L239 51H241ZM259 49V48H258ZM257 49V50H258ZM31 50V49H30ZM33 50V49H32ZM45 50V49H44ZM52 51V49L50 48L49 51ZM54 50V48H53ZM68 50V51H70ZM74 50V49H73ZM191 50V49H189ZM225 50V49H224ZM229 50V49H228ZM234 50V49H233ZM256 50V49H255ZM254 50V51H255ZM40 51V50H39ZM38 51V52H39ZM46 51V50H45ZM62 51V52H63ZM154 51V50H153ZM156 51V50H155ZM154 51V52H155ZM251 51V50H250ZM259 51V50H258ZM54 52V51H52ZM249 53V51H247ZM253 52V51H252ZM35 53V52H34ZM43 53V52H42ZM46 53V52H45ZM240 53V52H239ZM262 51L261 52H254L253 54L252 53H249V54H252L254 57L258 55H261ZM264 53V52H263ZM36 54V53H35ZM39 54V53H38ZM95 54V53H94ZM206 54V53H205ZM243 54V53H241ZM248 54V55H249ZM40 55V54H39ZM76 55V54H75ZM43 56V54H42ZM95 56V55H94ZM225 56V55H224ZM10 57V56H9ZM97 57V56H96ZM100 57V56H99ZM262 57V56H261ZM260 57V58H261ZM264 57V56H263ZM262 57V58H263ZM57 58V57H56ZM11 59V58H9ZM66 59V58H65ZM98 59V58H96ZM238 57H233V58H227L224 57V58H221V64L220 66H222L221 70L225 69L227 72V69L229 70V74L228 76L229 77H234L237 78L235 81H233V79L228 82V85L224 91V93H228L229 96H232V95H235L236 98L238 97L239 99H246V101H250V102H259L261 104H264V71L262 70V68L264 69V67L262 66V68L260 67V64L257 63V64H254V65H251L255 62H252L250 63V65H248L249 63L248 62V58L246 57H241V59L239 61H237ZM256 59V57H255ZM18 60V59H17ZM41 60V59H40ZM210 60V59H209ZM207 60V61H209ZM214 60V59H213ZM262 60V59H261ZM264 60V59H263ZM262 60V61H263ZM44 61V60H43ZM62 61V58L59 62L63 64ZM81 61V59H80ZM79 61V64L81 63H84V62H81L80 63ZM254 61V60H252ZM261 61V62H262ZM5 62V61H4ZM75 62H78L75 61ZM95 62V61H94ZM93 62V63H94ZM211 62V60L209 61ZM216 62V61H215ZM219 62V63H220ZM260 62V63H261ZM7 63V62H5ZM56 63L58 64V62L56 61ZM100 63V62H99ZM98 63V64H99ZM198 63V62H197ZM196 62L192 63L190 66V71H191V75H192V78L200 83V87H199V93L201 91H204L206 89H209L206 84L208 83L207 80L210 78V76L212 75V66L211 68L210 67H207L208 65L202 63L200 64H197ZM217 63V64H219ZM2 65V63H0ZM66 64V63H65ZM64 64V65H65ZM96 64V63H95ZM102 64V63H101ZM204 64V65H203ZM237 64H242L244 65L243 68L239 67L241 70H238L235 68V66ZM0 65V69H1V66ZM68 65V64H67ZM66 65V66H67ZM77 65V63H76ZM5 66V65H3ZM20 66H24V65H20ZM59 66V65H58ZM79 66V65H78ZM85 66H87V64H85ZM89 66V65H88ZM87 66V67H88ZM90 66H92L90 64ZM96 66V65H95ZM99 66V65H98ZM218 66V65H217ZM219 66V67H220ZM25 67V66H24ZM81 67V65H80ZM84 68V66H82ZM4 68H7V67H4ZM58 68V67H57ZM76 68V67H75ZM97 68V67H96ZM105 68V67H104ZM70 69V68H69ZM72 69V68H71ZM77 69V68H76ZM99 69H100V66H99ZM3 70V69H1ZM22 70V68H21ZM80 70V69H79ZM105 70V69H104ZM103 70V71H104ZM107 70V69H106ZM106 70L104 72H106ZM211 70V71H210ZM27 71V70H26ZM57 71V70H56ZM75 71V70H74ZM100 71V70H99ZM29 72V71H27ZM18 73V71H17ZM25 73V72H24ZM101 73V71H100ZM224 73V72H223ZM34 74V73H33ZM70 74V73H69ZM81 74V73H80ZM12 75V74H11ZM15 75H18V74H15ZM24 75V74H23ZM62 75V74H61ZM68 75V74H67ZM101 75H103L101 73ZM100 75V76H101ZM14 77V75H12ZM21 76V75H20ZM19 76V77H20ZM98 76V74H97ZM15 77H18V76H15ZM18 77V78H19ZM23 77V76H22ZM26 77V76H24ZM28 77V76H27ZM5 79V77H2ZM8 78V75L7 77ZM39 78V77H38ZM41 78V77H40ZM46 78V77H45ZM44 78V79H45ZM63 78V77H61ZM72 78V77H71ZM95 78H96V75H95ZM102 78V77H101ZM109 78L112 79V77L109 76ZM20 79V78H19ZM24 79V78H23ZM42 79V78H41ZM43 79V80H44ZM66 79V78H65ZM104 79V77H103ZM110 79V81H112ZM12 81V77L11 79L9 78L8 81ZM15 80V79H14ZM18 80V79H17ZM15 80V82L17 81ZM21 80V79H20ZM18 80V82H23L24 80ZM34 80H38V79H34ZM46 80V79H45ZM53 80V79H52ZM55 80V79H54ZM53 80V83L54 82H57L58 80L54 81ZM69 80V79H68ZM1 81V80H0ZM4 81V80H3ZM2 81V82H3ZM48 81H51V80H47L45 83L47 84ZM105 81V80H104ZM109 81V80H108ZM43 82V81H41ZM52 82V81H51ZM60 82V81H59ZM58 82V83H59ZM67 82V81H66ZM207 82V83H206ZM11 83V82H9ZM29 83V82H28ZM107 83V82H106ZM50 84V82H49ZM48 84V85H49ZM56 84V83H55ZM55 84H52V85H55ZM108 84V83H107ZM113 84V83H112ZM209 84V83H208ZM207 84V85H208ZM10 84L8 85H5L4 84H0V94L3 95L2 97H4L6 100H8L10 106H9V109H10V114L11 116H13V120L15 119V121H19V123L22 125V127H25L23 128L27 133L29 132V135H30V138H32L33 142L36 143L35 147L34 146V149L35 148H42V147H45L47 149H50L51 151L53 152H64V153H75V152H79L77 154H81L82 152H89V154L92 156V153H95L93 154V156L97 157L98 155H102L104 157V159L106 158V160H108V162L110 161V163H112L114 165L115 168H117L120 172H122V175L125 176L127 179H130L129 182L131 184V186L133 187L134 189V192H137L139 193L138 195H144L145 198L147 199H150L154 200V202H159L161 203V205L165 206V207H168V209H170V211L174 212L176 215L178 216H181V221L182 223L190 228L191 232H193V234L195 235H199L202 237H206L205 239H210L211 242L212 241H216L218 243V245H222V247L224 248L223 250V254L225 253V249L230 251V252H234V254H231L230 256L232 255H235L236 257V254L237 255H240L243 259H245V263L246 262H251L253 264H264V245H261L260 247H254L253 245H248V243H246V241L244 240H239L237 237L233 236V235H230V234H227L225 233L224 231L222 230H218L217 227H214L213 224H210L209 222H207V220H210V215H211V211L212 209L214 210V208H212L211 206V210L210 211H205V210H202L201 209H198L197 207V210H196V207L194 205H189L188 202L186 201L185 199V195H189L185 193V195H183V192H182V189H180V186L177 182V180L175 179L176 177L174 176V173L171 171V169H169V163H168V160L166 159L165 155L163 153H161L155 146H153L151 143L141 139L139 136H138V132L130 136H127V135H122V134H118L117 132L116 133H110L107 129H105L103 127L104 124H106V122L110 123L114 128H117L116 126L118 125H115L113 123H111L110 121H106L104 120L103 118L100 119V116L99 118H96L94 119V123L93 125H90L92 124L91 121L89 123V127L90 129H86V130H81V129H74V130H69L66 125L64 126V124L62 125V123H60V119L58 116H54L52 117V115H49L47 109L45 108L44 104L41 103L40 101H38L39 99V95L35 94L38 96V99H35L32 95L31 90L28 91V86L30 85H25L27 86V89H24V88H20V86L16 85L17 87L15 86H9ZM14 85V84H13ZM23 85V84H22ZM37 85V84H35ZM111 85V84H110ZM109 85V90H108V95L112 92H110V88L112 86ZM38 86V85H37ZM44 86V85H43ZM51 86V85H50ZM56 86V85H55ZM108 85H106L107 87ZM116 86V85H114ZM210 86V85H208ZM53 87V86H52ZM60 87H63V84L62 86ZM50 88V87H49ZM58 88V87H56ZM63 88H66L65 85ZM107 88V89H108ZM30 89V88H29ZM41 89V88H40ZM45 89V88H44ZM68 89V87L66 88ZM196 89V88H194ZM116 90V89H115ZM66 91V90H65ZM195 91V90H194ZM197 91V90H196ZM49 92V90L47 91ZM53 92V91H52ZM51 93V96L54 97L55 93L52 94ZM107 92V90L105 91ZM110 92V93H109ZM116 92V91H115ZM130 92V91H129ZM128 92V94H129ZM65 93V92H64ZM119 93V92H118ZM118 93H115L116 96H118L119 94ZM195 93V92H194ZM202 93V92H201ZM74 94V93H73ZM106 94V95H107ZM114 94V92H113ZM118 94V95H117ZM42 95V93H41ZM47 94H45L46 96ZM78 95V93H77ZM112 95V93H111ZM140 95V94H139ZM138 95V96H139ZM36 96V97H37ZM58 96V95H57ZM55 97L56 100H58L57 98L59 97ZM96 96V95H95ZM228 96V97H229ZM1 97V96H0ZM43 97V96H42ZM67 97V96H66ZM74 97V96H73ZM109 97V96H108ZM119 97V96H118ZM3 98V99H4ZM41 98V97H40ZM62 98V97H61ZM60 98V100H61ZM65 98V97H64ZM79 98V97H76V99ZM121 98V97H120ZM216 98V97H215ZM75 99V98H74ZM80 99V98H79ZM89 99V98H88ZM110 99V97H109ZM113 99V97L111 98ZM231 99V98H230ZM40 100V99H39ZM43 100H46V99H43ZM60 100H58L60 102ZM67 100V98L65 99ZM78 100V99H77ZM96 100V99H94ZM233 100V99H232ZM87 101V100H86ZM90 101V100H88ZM117 100H113L112 101V107L113 105L115 106V109L117 108H123V110L125 108H136L135 107V104H133L132 102L129 101H126V102H122L121 99H120V102H116ZM44 102V101H43ZM57 102V101H55ZM67 101H64V104L66 103ZM69 102V100H68ZM67 102V103H68ZM70 102H72L70 100ZM82 102V100H81ZM94 102V101H93ZM97 101L94 102V105H96ZM61 103H63L61 101ZM61 103H58V104H61ZM111 103V102H110ZM53 104V102H52ZM72 104V103H71ZM75 104V103H73ZM82 104V103H81ZM254 104V103H252ZM257 104V103H256ZM55 105V104H54ZM57 105V104H56ZM51 106V105H50ZM66 106L68 107V105L66 104ZM105 106V105H104ZM107 106V104H106ZM105 106V107H106ZM204 106V105H202ZM263 106V105H262ZM58 107V105L55 107V108H51L49 107L50 110L52 109H56ZM61 107V106H60ZM64 108V106H62ZM70 107V106H69ZM68 107V108H69ZM81 107V111L83 110L82 109V106H79ZM78 107V108H79ZM103 107V105L101 106ZM109 107V106H108ZM71 108H75L76 107H70V110ZM97 108V107H96ZM94 108V109H96ZM139 108V107H138ZM141 108V107H140ZM197 108V107H196ZM195 108V109H196ZM201 107L199 106L198 109H200ZM58 109V108H57ZM62 109V108H61ZM59 108V111L61 110ZM111 109V108H110ZM109 109V110H110ZM114 109V107L112 108ZM114 109V110H115ZM143 109V108H142ZM194 109V110H195ZM197 109V110H198ZM65 110V109H64ZM66 110L68 111L69 109L66 108ZM77 110V109H76ZM79 110V111H80ZM87 111V109H84ZM106 110V108H105ZM112 110V113L113 111ZM122 110V109H121ZM120 110V111H121ZM126 110V109H125ZM138 110V109H137ZM202 110V109H201ZM252 110V109H251ZM55 111V110H54ZM53 111V112H54ZM63 111V110H62ZM67 111L65 112V114L67 113ZM95 111V110H94ZM97 111V110H96ZM111 111V110H110ZM133 111V110H132ZM136 111V110H134ZM52 112V111H51ZM83 112V111H82ZM89 112H91L89 110ZM99 112V111H98ZM115 112V111H114ZM122 112V111H121ZM120 112V113H121ZM125 111H123L124 113ZM249 112V110H248ZM246 112L245 115H241V116H244V117H252L254 115H252L251 111L248 113ZM56 112H54L55 114ZM58 113V112H57ZM57 113L55 115H57ZM81 113V112H79ZM88 113V112H86ZM118 113V114H120ZM174 113V112H172ZM193 113H195L193 111ZM59 114H63L61 112L58 113ZM101 114V113H100ZM110 114V113H108ZM107 114V115H108ZM207 112L205 113H198L196 115V120L200 119L201 121L204 119L205 120V116H207ZM210 114V113H209ZM230 115H235V113H229ZM238 114V112H237ZM240 114V112H239ZM68 116H72V118L75 119V115L74 116L72 114H67ZM95 115V113H94ZM98 115V114H96ZM95 115V117H96ZM117 115V114H116ZM10 116V115H9ZM61 116V115H59ZM64 116V115H63ZM77 116V115H76ZM82 116V115H81ZM81 116H77L76 119H79V117ZM92 116V115H91ZM111 116V115H110ZM219 116V115H218ZM222 116V115H221ZM237 116V115H236ZM67 117V116H66ZM113 117V116H112ZM117 117H119V115H117ZM209 116H207V118H209ZM232 117V116H231ZM256 117V116H255ZM65 118V117H64ZM83 118V117H82ZM91 118V117H90ZM121 118V117H120ZM119 118V119H120ZM236 118V117H235ZM247 118V119H248ZM257 119L253 120L254 117H253V121L252 120H245L244 118V121L242 124H237L240 123L239 122V119H236L238 120L236 122L232 121L233 118L230 120V123L231 124H226L227 121L225 122V124H223L222 126L223 127H218L216 126V122H213L211 117L209 119H211V123L210 122H206V121H202L204 124L208 123L209 124V127L208 128H205V129H200V130H194V134L195 136L193 137H197L196 141L193 139V137L189 136V140L190 141H193L197 142L196 145H201L202 148V151L206 150V152L208 151H211L214 153L213 156H211L213 153H211L210 158V162L208 163V165L206 163H200L201 159H199V155L197 156L198 159H195L197 160V165H198V161H199V165L198 166L200 168V170H203L205 171V173L203 172V174L201 172L198 173V170H193L194 172V177H196V180L195 178L193 179V176L190 177V179H193V181H197V185L195 187H197L198 185H202L204 184V189L205 191L203 192L206 195H208V198L209 196L213 197L214 199V196H219L221 195L222 197H224L223 199H228L229 202L232 200L233 202H230V205L232 207H236V211L235 212H231V210H229L230 212H226L225 211V214L228 213V216L229 213H231V216L233 214V217L235 218V220H238V222H242L241 219L243 218V215L244 213L242 212V210L245 211V209L248 211L251 207L250 210H257V216H259V218L257 219L258 222H261L263 224L264 222V195H261V191L264 192V190L260 189V187L258 188L259 185H256V187L258 189H260L261 191H257L258 189H256V187H251V184L253 185L254 183L251 182V184L249 185L248 182L251 175H257L258 176V180H259V177L261 176L263 179H264V116H257L256 117ZM58 119V120H57ZM85 119H86V116H85ZM99 119V120H98ZM116 119V117H115ZM122 119V118H121ZM219 119H221L219 117ZM219 119H217L219 121ZM225 119V117L223 118V120ZM251 119V118H250ZM3 120V119H2ZM108 120V119H107ZM117 120V119H116ZM123 120V119H122ZM160 120V119H159ZM222 120V119H221ZM228 120V119H227ZM241 120V118H240ZM68 121V120H67ZM77 121V120H75ZM80 122V120H78ZM106 121V122H105ZM115 121V120H114ZM4 122H7V121H3V124H7V123H4ZM69 122V121H68ZM86 121L85 120V123L86 124ZM139 122V120H138ZM199 122V121H198ZM201 122V124H202ZM65 123V122H64ZM67 123V122H66ZM70 123V122H69ZM72 123V122H71ZM70 123V124H71ZM118 123V122H117ZM122 123V122H121ZM223 123V121H222ZM222 123H217V125L219 124H222ZM0 124H2L1 120H0ZM2 124V125H3ZM9 124V123H8ZM7 124V126H8ZM120 124V123H118ZM195 125L197 123H194ZM192 125L191 126H194L193 128H195V125ZM200 124V125H201ZM69 125V124H68ZM88 125V124H87ZM111 125H109V127H112ZM125 126V124H122ZM120 125V126H122ZM131 125H133L131 123ZM129 126L131 127V131H132V126ZM199 124L196 126L199 128L200 126ZM6 126V125H5ZM119 126V127H120ZM189 126V129H191ZM2 127V126H1ZM0 127V132H1V128ZM10 127V125L8 126ZM93 127V128H92ZM108 127V126H107ZM127 128V126H125ZM150 127L152 128V126L150 125ZM154 127V126H153ZM204 127H206V125H204ZM70 128V127H69ZM73 128V127H72ZM137 128V127H136ZM202 128V127H201ZM6 129V128H5ZM22 129V128H21ZM22 129V130H23ZM119 129H122L121 127ZM129 130V128H127ZM170 129V128H169ZM167 129V130H169ZM123 130V129H122ZM135 130V129H134ZM138 130V129H136ZM193 130V129H192ZM4 131H7V130H4ZM3 131V133H4ZM23 131V132H25ZM139 131V130H138ZM147 131V130H144V132ZM153 131V130H152ZM8 132V131H7ZM141 132V131H140ZM10 133V132H9ZM121 133V132H119ZM143 133V132H141ZM140 133V134H141ZM151 133V132H150ZM8 134V133H7ZM26 134V133H25ZM124 134V133H123ZM148 134V133H147ZM153 134V133H152ZM192 134V133H191ZM10 135V134H8ZM145 135V134H144ZM186 135V134H185ZM11 136V135H10ZM14 136V135H12ZM16 136V135H15ZM25 136V135H24ZM151 136V135H150ZM6 136H3L2 134H0V264H107V255L105 254V250H104V247H105V244L106 242H108V238L111 236H108L106 238V233L107 231H102V232H98L99 234L102 233V235H100L99 238V244L100 245V250H101V253L103 252V255H99L97 254V257H94V258H90L92 257L91 255L94 254L93 253V249L95 248L96 245H93V243L97 242H93V237L92 239H89V235L90 234V230L87 232L84 227H82L83 225L86 226L85 224H83L87 218L86 214L87 213H83L85 211L82 212V206L80 205V202H79V205L81 207H79L77 204H78V201H77V204L75 203L76 202V199L77 197H79V195L82 197V193L83 191L80 190V189H83L85 190V188H82L83 186L85 187V185H82L81 188L80 187H77L75 186V180L74 177L73 180H72V187L69 185L64 189L63 186H62V189L63 190H58L56 189L55 187L57 185H59V183L57 185H55L56 183L54 182V179L52 181V176H51V173L50 171H48L50 169V166L48 168V170H45V168L42 169V167L40 165H37L35 161H39L40 159L38 158L39 156V153H37V151H41L42 150H33L32 146L31 148L25 146L24 144H21V143H17L16 142H12L11 141V138H5ZM152 137V136H151ZM185 137H188L185 136ZM202 137H205L204 140H200L202 139ZM16 138V137H15ZM15 138H12L13 140H15ZM18 139V138H17ZM30 140V139H29ZM188 140V139H187ZM188 140V141H189ZM19 141V140H18ZM21 141V139H20ZM23 141H25L23 139ZM28 141V140H27ZM192 142V143H193ZM28 143V142H27ZM30 143V142H29ZM32 143V141H31ZM34 143V144H35ZM194 146V145H193ZM192 147V146H190ZM192 149V148H191ZM197 148H195L196 150ZM201 149V147H200ZM199 149V151H200ZM44 152H46L44 149H43ZM162 151V150H161ZM198 151V150H197ZM48 152V151H47ZM81 152V153H80ZM163 152V151H162ZM194 152V151H193ZM205 152V153H206ZM63 153V154H64ZM199 153V152H197ZM203 152H201L202 154ZM42 154V153H41ZM62 154V153H61ZM67 154H64V155H67ZM83 154V153H82ZM88 154V153H87ZM88 154V155H89ZM195 154V153H194ZM36 155V156H34ZM79 155H77L79 157ZM88 155H85L84 157L88 156ZM197 155V154H196ZM205 155H208L205 154ZM204 155V156H205ZM41 156V155H40ZM39 156V157H40ZM74 156V155H73ZM82 156V155H81ZM195 156V155H193ZM209 156V155H208ZM207 156V157H208ZM217 156V157H216ZM42 157V156H41ZM70 157V156H68ZM76 157V156H74ZM73 157V158H74ZM196 157V158H197ZM203 157V155H202ZM201 157V158H202ZM72 158V157H71ZM83 158V156H82ZM87 160L89 159V157H86ZM86 158L82 159L84 162H87ZM99 158V157H98ZM93 159V158H92ZM95 159V158H94ZM93 159V160H94ZM101 159V157H100ZM193 161H194V158H192ZM205 159V157L203 158ZM208 159L209 161V158H206ZM213 159V160H212ZM91 160V159H89ZM137 160H140L141 161V164H137ZM191 160V159H190ZM189 160V161H190ZM82 161V163H84ZM92 161V160H91ZM105 161V160H104ZM213 163H212V162ZM216 161V162H215ZM100 162V161H99ZM192 162V161H191ZM196 162H195V165H196ZM215 162V163H214ZM219 162V163H218ZM35 163V164H34ZM45 162H43L44 164ZM89 162L85 163V164H88ZM98 163V162H97ZM190 163V162H189ZM194 164V162H192ZM13 164H23L25 167L23 169H21L20 171L17 172V168L16 166H14ZM32 164V165H31ZM100 163H98L97 165L99 166ZM218 164V165H216ZM22 165V166H23ZM91 165V164H90ZM102 165V164H101ZM100 165V166H101ZM106 165V164H105ZM104 165V166H105ZM109 165V164H107ZM106 165V166H107ZM193 166V167H196V166ZM45 166V164H44ZM43 166V167H44ZM97 167L95 164L93 165V167ZM138 167H147L145 169L149 170V171H146V174L147 172H150L151 175H148L149 177H158L160 178L164 185L163 187H161V183L160 185L158 186L159 183H157V181L159 182L160 180H155L156 183H147L149 184V186L146 188V185L145 186H140L137 185L135 186L133 180L134 178L133 175L129 176L127 175V172L130 171L131 173L132 172V168H137ZM20 167V165H19ZM27 167L29 169H27ZM52 168V166H51ZM100 168V167H98ZM101 168H103V165L101 166ZM105 168V167H104ZM198 168V169H199ZM203 168V169H202ZM207 168V169H206ZM208 168H228L231 170V173L226 171V170H219V172H222L220 173L219 175L216 176V174H214L212 171L210 172H206V170H211V169H208ZM60 169V168H59ZM19 170V169H18ZM52 170V169H50ZM101 170V169H100ZM214 170V169H212ZM53 171L55 172L56 170L53 169ZM61 171V170H60ZM59 171V172H60ZM223 171H224V174H223ZM228 172L226 174V172ZM20 172V173H19ZM197 172V173H195ZM216 173H219L217 171H215ZM16 174L15 176L16 177H13L12 174ZM145 173V172H144ZM58 174V173H57ZM211 174H214L215 176L211 175ZM60 175V174H59ZM69 173L68 175V178H69ZM72 175V174H71ZM75 175V174H73ZM61 176V177H60ZM60 179L63 177V175H60ZM256 176V177H257ZM58 176H56L57 178ZM58 177V178H59ZM57 178V180H59ZM65 178V176H64ZM65 179L66 181L65 182H69L67 181L68 180ZM89 178V177H88ZM253 178V177H251ZM63 179V178H62ZM86 179V178H85ZM93 179V178H91ZM79 180V179H78ZM251 180V179H250ZM254 180V179H252ZM251 180V181H252ZM257 180V182H259ZM60 181V180H59ZM262 181V179H261ZM55 184H54V183ZM58 182V181H57ZM64 182V184H65ZM80 181H78V184H79ZM150 182V181H149ZM154 182V181H152ZM161 182V181H160ZM192 182V181H191ZM222 182H224L223 184H221ZM77 183V181H76ZM195 183V182H194ZM192 183V184H194ZM61 185H64L62 182L60 183ZM69 184V183H68ZM97 184V183H95ZM144 184V183H143ZM259 184L261 185V183L259 182ZM264 183L262 182V186ZM77 185V184H76ZM94 185V183L92 184ZM186 185V184H185ZM60 186V185H59ZM58 186V188H60ZM65 186V185H64ZM80 186V185H79ZM97 186V185H95ZM138 186V187H137ZM182 186V185H181ZM203 186V185H202ZM101 186H98V188H100ZM159 187L162 188V190L164 189L165 191V194L164 193H161L163 195L166 196V198L162 197V199H159L157 196L158 195H161V194H157L155 192V190L158 192L159 191ZM190 188L193 187L192 185L189 186ZM199 187V186H198ZM201 187V186H200ZM80 188V189H79ZM102 188H104L102 186ZM101 188V189H102ZM182 188V187H181ZM186 188V187H185ZM202 188V187H201ZM252 188H255L256 190L252 189ZM90 189V188H88ZM97 189V188H96ZM100 189V191H101ZM105 189V188H104ZM132 189V191H133ZM184 189V188H183ZM188 189V188H187ZM186 189V191H187ZM197 189V188H196ZM195 188H193V190H196ZM264 189V188H263ZM190 190V192H192L191 189H188ZM198 190V189H197ZM77 191V193H79V191H82L81 194H74L73 192ZM87 191V190H86ZM91 190H89L90 192ZM103 191V192H102ZM101 193H105L104 190L102 189ZM184 191V192H186ZM200 191V190H199ZM202 191V189H201ZM64 192L68 195H64ZM161 192V191H160ZM159 192V193H160ZM189 192V191H188ZM196 192V191H195ZM195 192L193 194H195ZM88 193V192H87ZM91 193H92V196H94V191H91L90 195L86 194L87 196H91ZM94 193V194H93ZM200 193V192H199ZM97 194V192H96ZM106 194V193H105ZM192 194V193H191ZM192 194V195H193ZM218 194V195H217ZM264 194V193H263ZM84 195V193H83ZM85 195V196H86ZM162 195V196H163ZM202 195V193H201ZM199 195V197H204ZM85 196H83V198L86 200L87 198H85ZM104 196V195H103ZM186 196V197H187ZM196 196L195 198L197 200H199L200 198L198 197V193L197 195H194ZM80 197V198H81ZM96 197H98V194L96 195ZM100 197V196H99ZM99 197L97 199H99ZM160 197V196H159ZM210 197V198H211ZM220 197V196H219ZM221 197V198H222ZM101 198V197H100ZM103 198V197H102ZM190 198V197H189ZM191 198H194V197H191ZM190 198V199H191ZM194 198V199H195ZM217 198V197H216ZM82 199V198H81ZM90 201H94V200H91V198H89ZM93 199V198H92ZM144 199V198H143ZM204 200H206L207 202V198H202ZM193 200V199H192ZM196 200V201H197ZM212 200V198H211ZM215 200V199H214ZM66 201V203H65ZM69 201V202H68ZM81 201V200H79ZM83 201V200H82ZM87 201V200H86ZM84 201V202H86ZM145 201V200H144ZM147 201V200H146ZM210 201V199H208V202ZM218 200L216 199L215 201L212 200V202H217ZM221 201V199H220ZM226 201V200H225ZM88 202V201H87ZM193 202V201H192ZM207 202V204H208ZM210 202V203H212ZM203 203V202H202ZM223 204V202H221ZM225 203V202H224ZM231 203H234L235 206H233L234 204H231ZM82 205L84 204L83 202L81 203ZM89 203H85L84 205L88 206L91 204ZM147 203H143V205ZM149 207H147L146 205L143 206V207H147L146 210L148 208H151L152 210V207H150L152 204H155V203H148ZM206 204V205H207ZM220 205V202L218 203ZM217 203H215V205H218ZM226 204V203H225ZM83 205V206H84ZM92 205H96L93 204ZM99 204L97 203V206ZM157 205V203L155 204ZM210 205V204H209ZM229 206V204H227ZM250 205V207H249ZM84 206V207H86ZM127 206H130V205H127ZM153 206V205H152ZM158 206V205H157ZM162 206V207H163ZM204 206V204H203ZM202 206V207H203ZM208 206V205H207ZM226 206V205H225ZM227 206V207H228ZM93 206H91L92 208ZM131 207V206H130ZM139 207V206H137ZM195 207V209H194ZM205 207V206H204ZM209 207V206H208ZM207 207V208H208ZM220 207V206H219ZM224 208V206H221V208ZM254 207V208H253ZM90 208V207H89ZM96 208V207H95ZM98 208V207H97ZM158 208V207H157ZM164 208V207H163ZM222 208V210H223ZM253 208V209H252ZM103 209H104V206H103ZM132 209V208H131ZM205 209V208H203ZM210 209V208H209ZM216 209V208H215ZM230 209V208H228ZM232 209V208H231ZM90 210V209H89ZM92 211L94 210L93 208L91 209ZM90 210V214H92ZM135 210V209H134ZM132 210V211H134ZM145 210V211H146ZM150 210V209H148ZM155 210V209H154ZM153 210V211H154ZM158 210V209H157ZM166 210V209H165ZM200 210V211H198ZM219 210V208H218ZM221 210V209H220ZM219 210V211H220ZM221 210V211H222ZM227 210V208H226ZM232 210V211H233ZM86 211H88L86 209ZM96 213H97V210L95 209ZM101 211V209H100ZM137 211V209H136ZM215 211V210H214ZM228 211V210H227ZM260 211L263 213H260ZM77 212V213H76ZM103 212H106L105 210L104 211H101V213ZM120 212V211H119ZM159 212V211H158ZM217 212V209L215 211V213ZM249 212V211H248ZM248 212H246L245 214H247ZM251 212V211H250ZM254 212V211H253ZM95 212H93V216L95 215L94 214ZM124 213V212H123ZM137 213V212H136ZM145 213V212H144ZM161 213V212H159ZM168 213V212H167ZM165 212V214H167ZM219 213V212H218ZM252 213V212H251ZM255 213V212H254ZM262 214V215H259ZM85 214V216H83ZM105 214V213H104ZM110 214V212L108 213V211L106 212V215H103V217H105L107 219L108 222L111 221V219L107 218V215ZM114 214L115 211H114ZM121 214V213H119ZM124 214H127V213H124ZM158 214V213H156ZM162 214V213H161ZM213 214V213H212ZM217 214V213H216ZM97 215L99 216V214L97 213ZM147 215V214H146ZM150 215V214H149ZM170 215V214H168ZM175 215V216H176ZM219 215V214H218ZM249 215V213H248ZM252 215V214H250ZM91 216V215H90ZM152 216V215H150ZM162 217H164L163 215H160ZM221 216V215H220ZM225 216V215H223ZM227 216V217H228ZM230 216V217H231ZM246 215H244V218H245ZM255 216V215H254ZM80 217H84L85 220L81 221L79 218ZM95 219H96V216H94ZM125 216L123 215V218ZM135 217V216H134ZM153 217V216H152ZM217 217V215H216ZM229 217V218H230ZM241 217V218H240ZM248 218L246 219H249L250 217L247 216ZM253 217V215H252ZM89 218V217H88ZM87 218V219H88ZM98 218V217H97ZM101 218V216L99 217ZM104 218V219H105ZM127 218V217H126ZM131 218V217H129ZM144 218V217H141V219ZM164 218H167V217H164ZM180 218V217H179ZM214 218H215V215H214ZM220 218V217H218ZM222 218V217H221ZM219 220V222H224L225 223V220L224 219H221ZM225 218V217H224ZM227 220V223H230L228 226L230 227V229L232 228V225L233 224V229H235L234 231H236V229L240 226L241 228V225L240 223H237V221L233 222L232 219L230 218ZM233 218V219H234ZM243 218V223L244 221H246V219ZM256 218V217H254ZM254 218H250L252 222L255 221ZM262 218V219H260ZM94 219V220H95ZM105 219V220H106ZM132 219V218H131ZM156 219V218H154ZM240 219V221H239ZM89 221H91V219H88ZM99 220V219H98ZM103 220V219H102ZM127 225H128V222H130L131 220H129L127 218ZM135 220V219H134ZM145 220V219H144ZM224 220V221H223ZM229 220H231V222H229ZM261 220V221H260ZM88 221V223H89ZM101 221V220H100ZM114 221V219H113ZM110 222L111 223H113ZM116 221H118V219L116 220L115 219V223H117ZM120 221V219H119ZM119 221H118V225H119ZM123 220L121 219V222ZM126 222V220H124ZM124 221L122 223H124ZM140 221V220H139ZM138 221V222H139ZM155 221V220H154ZM250 221V220H249ZM248 221V223H249ZM250 221V222H251ZM256 221V222H257ZM102 222V221H101ZM106 222V223H108ZM133 222V221H132ZM131 222V223H132ZM87 224V222H85ZM96 222H94L95 224ZM99 223V222H98ZM103 223V222H102ZM137 225H139V223L135 222ZM144 223V222H143ZM142 223V224H143ZM223 223V224H224ZM247 223V222H246ZM82 224V225H81ZM92 223V226L94 225ZM109 224V225H110ZM116 224V225H117ZM134 224V223H133ZM226 224V223H225ZM245 224V223H244ZM252 224V223H250ZM256 224H259V223H256ZM101 225V224H100ZM104 225H105V221H104ZM107 225V226H109ZM135 225V224H134ZM147 225V224H146ZM149 225V224H148ZM248 225V224H247ZM253 225V224H252ZM88 226H91V225H88ZM95 226V225H94ZM93 226V227H94ZM96 226H97V223H96ZM103 226V224L101 225ZM131 226V224H130ZM133 226V225H132ZM131 226V227H132ZM136 226V225H135ZM135 226L134 229L136 228ZM142 226V225H141ZM220 226V225H219ZM245 226V225H244ZM249 226V225H248ZM248 226H245V227H248ZM251 226V225H250ZM249 226V227H250ZM254 226H255V222H254ZM221 227V226H220ZM253 227V226H251ZM260 226L258 225V228ZM86 228V227H85ZM88 228V227H87ZM86 228V229H87ZM92 228V227H90ZM106 228V227H105ZM118 228V227H117ZM117 228H114L113 230H116ZM141 228V227H139ZM162 228V227H161ZM239 228V229H240ZM243 228V227H242ZM241 228V229H242ZM257 228V230H259L260 232L258 233V231L255 229V227H253V229L256 230V232L258 233V237H256L258 240V242L264 244V227H260L259 229ZM95 230V228H93ZM92 229V230H93ZM111 229V228H110ZM121 229V228H119ZM238 229V231H239ZM240 229V231H241ZM252 229V230H253ZM99 230V229H98ZM104 230V228H103ZM136 230V229H135ZM139 230V229H138ZM232 230V229H231ZM244 230V229H243ZM242 230V231H243ZM249 230V229H248ZM254 230V231H255ZM109 231V230H108ZM117 231V230H116ZM119 231V230H118ZM117 231V232H118ZM123 230H121L122 232ZM159 231V230H158ZM181 231H182V228H181ZM237 231V232H238ZM253 231V233H254ZM96 232V230L94 231ZM93 234H96L94 233ZM111 232V230H110ZM125 232V231H123ZM122 232V233H123ZM172 231H170L171 233ZM244 232L246 233V231L244 230ZM244 232H238V233H244ZM92 233V232H91ZM114 234L112 235H115V231L113 232ZM119 232V234H122ZM126 233V232H125ZM123 233L124 237L122 236V238H125L126 234ZM129 234V232H127ZM150 233L152 234V232L150 231L148 235H150ZM161 233V232H160ZM177 233V232H176ZM176 233L174 232V235H176ZM235 233V232H234ZM256 233V234H257ZM108 234V233H107ZM119 234H116V238L118 239L119 237ZM127 234V235H128ZM249 234V233H247ZM97 235V234H96ZM143 235V233H142ZM153 235V234H152ZM151 235V237H152ZM157 235V234H156ZM166 234H164L163 238L165 237ZM167 235H170V234H167ZM166 235V237H167ZM173 235V234H172ZM245 235V234H244ZM84 236V237H83ZM147 236V235H146ZM160 236V234H159ZM179 236V235H178ZM253 236V235H252ZM251 236V238H252ZM254 236H255V233H254ZM87 237V238H86ZM148 238H151L149 236H147ZM158 237V236H157ZM161 237V236H160ZM247 237V236H246ZM91 238V237H90ZM111 238V237H110ZM109 238V239H110ZM116 238H111V239H116ZM121 237H119L120 239ZM121 238V239H122ZM128 238V237H127ZM133 238V236H132ZM168 240L171 241L174 240L172 239L171 240V237H167ZM167 238H164L167 240ZM174 238V237H173ZM177 238V237H175ZM110 239V240H111ZM139 239V238H138ZM146 239V238H144ZM157 239V238H156ZM163 239V240H164ZM252 239H255L252 238ZM97 240V239H96ZM130 240H132L130 238ZM149 240H152L153 239H148V243L150 244ZM159 240L162 241V239L160 238ZM158 241V240H157ZM177 241V240H176ZM93 242V243H92ZM112 242V241H111ZM114 242V241H113ZM117 242V241H115ZM164 242H167V241H164ZM178 242V241H177ZM187 242V241H186ZM192 242V241H191ZM196 242V241H195ZM194 240H193V243H195ZM215 242V243H216ZM257 242V241H256ZM154 243V242H152ZM181 243V242H180ZM185 243V242H184ZM260 243V244H261ZM91 244L94 246H91ZM110 244V242H109ZM115 244V243H114ZM149 244L146 243V247L149 246ZM174 243H171L170 245H172ZM179 244V243H178ZM187 244V243H186ZM138 245V244H137ZM139 245H140V242H139ZM166 245V244H165ZM168 245V246H170ZM190 245V244H189ZM188 245V246H189ZM193 245V244H192ZM119 246V245H118ZM187 246V247H188ZM191 246V245H190ZM189 246V247H190ZM86 247L88 248H91L92 249V252L87 248L85 249ZM110 247V246H108ZM112 247V246H111ZM117 247V246H116ZM145 247V248H146ZM155 247V246H154ZM175 247V246H174ZM177 247V246H176ZM186 247V248H187ZM218 247V246H217ZM221 247V246H220ZM142 248V247H141ZM149 248V247H148ZM157 247H155V251ZM170 248V247H169ZM178 248V247H177ZM185 248V247H184ZM182 248V249H184ZM209 248V247H208ZM118 249H121V248H118ZM158 251L160 250V248L158 247L157 248ZM175 249V248H174ZM173 247H172V251L174 250ZM200 249V248H199ZM206 251L207 248H203L201 249ZM221 249V248H220ZM163 250V249H162ZM160 250V251H162ZM165 250H168L165 248ZM179 250V248H178ZM195 250L194 248L192 249V251ZM82 252V256L83 258L82 259H77V258H80V255H79V252ZM169 251V250H168ZM84 252L87 253L86 255V258L84 257ZM94 252H95V249H94ZM148 252V250H147ZM150 252V251H149ZM165 252V251H164ZM163 252V254H164ZM167 252V251H166ZM171 252V250L169 251ZM174 252V251H173ZM182 252V251H181ZM188 252V251H187ZM212 252V251H211ZM215 252V251H214ZM97 253V252H96ZM96 253H95V256H96ZM100 253V252H99ZM118 253V252H117ZM140 253V252H139ZM186 253V252H185ZM190 253V251H189ZM203 253V251L201 252ZM207 253V252H206ZM221 253V252H220ZM219 253V254H220ZM236 253V254H235ZM114 254V253H113ZM144 254V253H143ZM156 254V253H154ZM167 254V253H166ZM216 254V253H215ZM223 254H220L221 256ZM226 254V253H225ZM116 255V254H115ZM118 255V254H117ZM120 255V254H119ZM151 254H149V257H150ZM157 255H158V252H157ZM220 255H219V258H220ZM79 256V257H78ZM110 256V255H109ZM114 256V255H113ZM121 258L123 256V253L122 255H120ZM128 255H126L125 257H127ZM156 256V255H155ZM216 256V255H215ZM214 256V257H215ZM218 256V255H217ZM228 256V255H227ZM112 257V256H110ZM116 257V256H115ZM124 257V256H123ZM142 257V256H140ZM224 257V256H223ZM240 257V258H241ZM130 258V255L128 257V259ZM132 258V256H131ZM130 258V259H131ZM144 258V257H143ZM151 258V257H150ZM224 258H227V257H224ZM234 258V257H233ZM114 259V258H113ZM126 259V258H124ZM129 259V260H130ZM134 259V258H132ZM146 261L147 257H145ZM152 259V258H151ZM149 260L150 262L152 260ZM214 259V258H213ZM110 260V258H109ZM121 260V259H120ZM141 260V258H140ZM139 260V261H140ZM156 258L153 260L155 261ZM224 261V259H222ZM228 260V259H226ZM237 260V259H236ZM235 260V262H236ZM240 260V259H239ZM102 261H104L103 263H101ZM145 261V262H146ZM148 261V263H149ZM159 261V260H158ZM136 262V261H135ZM157 262V261H156ZM156 262L154 264H156ZM161 262V261H160ZM160 262L158 264H160ZM226 262V261H225ZM141 263V262H140ZM152 263V262H151ZM150 263V264H151ZM152 263V264H153ZM163 263V262H162ZM170 263V262H169ZM222 263V262H221ZM229 263V262H227ZM239 263V262H238ZM244 263V264H245ZM165 264V263H163ZM232 264H233V261H232ZM235 264V263H234Z\"/></svg>",
    "mask_w": 264,
    "mask_h": 264
}]
</instances>
